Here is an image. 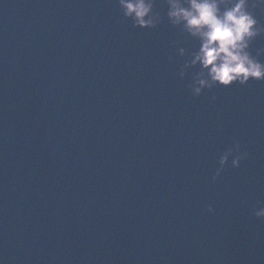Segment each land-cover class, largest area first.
<instances>
[{"label":"water","instance_id":"obj_1","mask_svg":"<svg viewBox=\"0 0 264 264\" xmlns=\"http://www.w3.org/2000/svg\"><path fill=\"white\" fill-rule=\"evenodd\" d=\"M162 17L0 0V264H264V81L193 96Z\"/></svg>","mask_w":264,"mask_h":264},{"label":"clouds","instance_id":"obj_2","mask_svg":"<svg viewBox=\"0 0 264 264\" xmlns=\"http://www.w3.org/2000/svg\"><path fill=\"white\" fill-rule=\"evenodd\" d=\"M124 18L133 27L155 28L163 15L168 23L194 42L191 47L175 42L176 54L183 58L179 76H190L187 84L193 96L205 89L245 86L250 80L264 81V46L253 49V42L264 35V22L257 10L264 12V0H117ZM161 4L164 6L161 7ZM173 59L172 56L169 57ZM212 100L216 97L213 95ZM248 152L237 141L218 159L212 175L215 181L231 158L237 168ZM208 212H213L211 205ZM253 215L264 217V204L253 206Z\"/></svg>","mask_w":264,"mask_h":264}]
</instances>
